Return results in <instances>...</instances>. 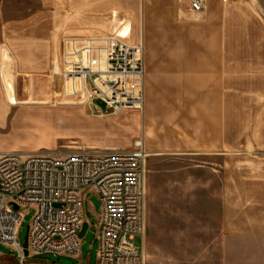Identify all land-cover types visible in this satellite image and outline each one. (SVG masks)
Listing matches in <instances>:
<instances>
[{
	"label": "crops",
	"instance_id": "0c3cea01",
	"mask_svg": "<svg viewBox=\"0 0 264 264\" xmlns=\"http://www.w3.org/2000/svg\"><path fill=\"white\" fill-rule=\"evenodd\" d=\"M89 1L47 0L48 11L4 23L0 94L6 97V68L20 102L53 98L66 37L111 34L133 43L142 39L146 67L142 124L147 146L151 140L168 152L202 154L232 148L228 116L233 83L264 75L258 68L263 66L264 46L234 42L244 20L255 18L250 1L204 0L203 9L194 11L189 1L141 0V33L137 26L134 33L120 28L126 16L138 18V0H132L128 10L121 0H95L98 5L91 10ZM22 76L24 86L17 91ZM4 150L16 151L0 149ZM247 175L239 204L227 208L232 228L228 239L241 243L242 264H264V170Z\"/></svg>",
	"mask_w": 264,
	"mask_h": 264
},
{
	"label": "rangeland",
	"instance_id": "374dc122",
	"mask_svg": "<svg viewBox=\"0 0 264 264\" xmlns=\"http://www.w3.org/2000/svg\"><path fill=\"white\" fill-rule=\"evenodd\" d=\"M121 1L126 10L132 5V0ZM249 1L255 18L244 20L234 42L264 46V0ZM97 5V1H89L91 10ZM48 7L47 0H0V29L7 20L33 17L41 10L48 11ZM142 20V3L138 0V18L121 19V31L134 33L137 26L141 33ZM260 53L264 56V51ZM258 68L264 70V57L263 66ZM3 78L6 97L0 94V149L49 151L66 145L126 149L136 139L146 142L144 108L141 112L97 111L89 104H80V97L65 96L60 80L54 84L53 98L20 102L6 68ZM248 78L233 83L232 113L228 116L233 146L226 152H168L150 140L146 233L144 238L134 240L144 251L145 264H242L241 243L228 239L232 228L228 226L227 208L239 204L240 188L248 182L244 179L247 173L264 170V75ZM22 79L23 76L17 81V91L24 86ZM94 105L106 108L100 100ZM101 205L95 193L88 194L89 227L82 238L80 258L46 252L28 260L45 264H96L95 225ZM34 213V209L25 211L20 230L22 244ZM18 263L16 252L0 244V264Z\"/></svg>",
	"mask_w": 264,
	"mask_h": 264
},
{
	"label": "built area",
	"instance_id": "2783aa9c",
	"mask_svg": "<svg viewBox=\"0 0 264 264\" xmlns=\"http://www.w3.org/2000/svg\"><path fill=\"white\" fill-rule=\"evenodd\" d=\"M188 1L194 11L203 9L204 0ZM64 45L58 79L65 96L80 97V104L100 100L114 113L143 110V42L103 34L66 37ZM149 155L144 139L126 149L66 145L0 151V244L16 252L18 264H45L28 258L46 252L80 258L88 194L95 193L102 204L95 225L96 264H145L144 251L134 240L146 233ZM28 209L35 213L26 255L20 230Z\"/></svg>",
	"mask_w": 264,
	"mask_h": 264
},
{
	"label": "water",
	"instance_id": "95a60500",
	"mask_svg": "<svg viewBox=\"0 0 264 264\" xmlns=\"http://www.w3.org/2000/svg\"><path fill=\"white\" fill-rule=\"evenodd\" d=\"M17 209L18 207L15 206ZM88 227H89V223L88 222H85L83 224V227H82V230L80 232V237L83 238L88 230ZM28 235H29V226L27 227V230H26V234H25V237H24V241H23V247L25 249V254L27 255L28 254Z\"/></svg>",
	"mask_w": 264,
	"mask_h": 264
}]
</instances>
